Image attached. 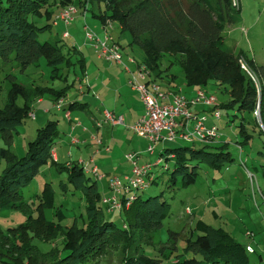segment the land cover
<instances>
[{
	"label": "rangeland",
	"instance_id": "rangeland-1",
	"mask_svg": "<svg viewBox=\"0 0 264 264\" xmlns=\"http://www.w3.org/2000/svg\"><path fill=\"white\" fill-rule=\"evenodd\" d=\"M184 1L188 4L192 0ZM237 1L238 4L236 5L241 7L240 17L234 21L226 22L222 31L225 39L223 46L235 53L242 51L248 56V59H253L259 66L264 67V0ZM73 2L77 7V11L74 13V19L69 23L57 18L54 21L49 20L56 16L62 8L56 2L50 4L41 15L32 16V19L39 25L45 24L38 32L40 40L59 37L57 42L61 45L62 51L65 54L69 51V60L65 58L57 65L58 71H62V75L57 76L54 74L44 55H40L35 60L23 64L15 57V51H9L5 55L0 54V109L8 102V89L12 85L16 84V90L13 93L14 102L18 106H23L26 99L25 95L33 96L36 86L60 88L65 85L71 86L70 84L73 82L66 94L62 96L63 101L59 102V104L72 98L88 100L91 103L89 106L84 108L75 107L70 110V113L73 120L78 118L80 121H84V124L80 125L81 127L86 126L85 120L87 119L93 124L92 113H98V109L102 108L104 103L101 97L99 99V96H101L100 90L91 84L93 82L98 86L100 81L103 80L101 76L97 77L98 68L90 63L94 54L93 50L97 55L98 52L93 41L88 39L86 35L85 25L87 24L102 37L109 33L113 40H119L124 45H126V39L121 35V24L119 21L115 20L112 25L105 28L101 18L94 15L91 8L85 12V7L79 3V0H73ZM101 6L105 9L104 2L101 3ZM64 31H67L68 34L63 35ZM74 46L84 50L88 56L86 75H82L77 58L81 53L76 51L73 48ZM137 49L140 51L138 46ZM123 51L133 53L128 46ZM139 51H136L135 55L141 59ZM170 58V54L165 53L162 62L163 76L157 80L163 87L171 85V87L178 88V90H181L179 88L182 86L190 87L186 84V76L180 64L174 63L169 67ZM242 58L246 62H248V59L244 55H240L238 62L241 68L252 77L257 87V103L261 101V105H264V70L258 68L257 74L251 72L243 66L245 63ZM107 61L105 62L108 63ZM89 71L91 72L90 80L87 78L88 74H90ZM95 78H98V80ZM214 82L212 80L202 87L215 93L219 103L227 102L231 98L230 92L223 91V84L219 83L216 86ZM80 84L84 86L87 95H90L91 98H85L79 92L80 89L78 87ZM192 86L194 88L199 87L198 85ZM38 97L42 98L43 101L39 102ZM38 97L35 96L31 100L30 110L34 112L35 118L29 117L28 114L26 116L22 115V120L16 123V129L12 130L10 139H7L0 132V146H8L16 155L21 156L27 150L28 141L35 137L37 127L44 124L48 118H57L54 144L60 151L59 162H78V158L87 161L91 156H94L97 158V164L101 162V164L106 166L101 171L106 170L108 175L118 174L123 177L125 171H129L128 169L132 166V163L126 157V154L137 149H134L131 140H127L128 137H131L126 134V131L122 139L119 135L118 126L114 129L111 121L104 124L110 129L107 132V135L111 138V144L109 143L110 145L108 146L110 151L106 150L107 143L104 144L92 140H89L91 142L90 148H85L87 147L85 143L71 144L69 142L71 135L78 137L79 141L85 140V137H80L78 134V128L80 127H77L75 131L71 129V123L65 116L66 109L57 107L58 99H53L47 93ZM98 104L100 106H97ZM221 111V117L209 116L207 123L217 125L220 138L206 148L217 151V145H222L224 150L230 151L233 159L225 160L220 166L206 159H191L190 164H197L198 173L195 181L185 185L183 184L182 172L176 175L175 181L172 179L175 159H166L163 156L160 163L154 165L152 169L156 182H150L144 189H136L138 193L144 196L161 193L162 198L170 202L169 214L163 219L162 226L154 232L155 243L145 245L147 253L162 258L161 264H175L176 260L191 256L203 259L201 253L187 252L185 249L187 237L190 233L194 237L198 234L196 230L197 219H204L214 227L222 226L244 244L250 243L255 249L254 252H248L250 262L264 264V172L262 166L264 154L261 151L264 150V134L260 133L258 125L254 126L253 124L257 116L254 113L239 111L235 106L228 107L224 105L221 107ZM257 119L262 127V120L259 117ZM241 122L247 125V132L252 134V136L248 135L249 141L239 142L248 134L244 133L241 135ZM93 126L95 125L93 124ZM104 126L100 127V129L102 130ZM124 140L125 142L122 143ZM113 141L115 143L121 141L123 145L113 144ZM94 145H96L95 148L100 147L103 152L97 155L95 149L93 150ZM180 145L201 148L205 145V142L184 139L161 140L155 143V151L141 153L139 161L154 163L160 157V152L163 148ZM66 150H69L70 153L68 154ZM5 166V160L0 159V172ZM88 175L96 178L93 172H88ZM61 180L68 183L65 189L59 184ZM45 182H50L54 190V207L45 208V215L48 219L60 222L61 229L49 237L40 236L30 231L28 237L41 255L47 258L46 263H50V259L53 256L67 252L68 246L65 234L70 226L85 228L89 222L86 195L81 188L75 186L69 180L68 170L65 167H59L49 158L39 164L32 180L21 187V199L25 203L24 206L0 209V227L2 229L17 227L26 221L30 213H35L36 194L41 190ZM98 185L102 197L112 190L105 180L98 179ZM131 192H135V189ZM99 203L108 218L114 219L119 225L123 226L125 220H127L125 210L115 209L110 212L102 200ZM57 206H60L64 212V217L61 219H57V215L54 213ZM106 251L96 258L90 259L88 264H124L120 248L113 245ZM198 264L212 263L205 260ZM215 264L223 263L217 262Z\"/></svg>",
	"mask_w": 264,
	"mask_h": 264
},
{
	"label": "trees",
	"instance_id": "trees-1",
	"mask_svg": "<svg viewBox=\"0 0 264 264\" xmlns=\"http://www.w3.org/2000/svg\"><path fill=\"white\" fill-rule=\"evenodd\" d=\"M54 2L61 7L74 3L73 0H0V54L15 51V57L23 64L44 55L54 74L61 76L62 71H58L57 65L65 58L69 60V51L66 54L62 51L57 42L59 37L40 40L38 32L45 24L39 25L32 19V16L41 15ZM102 2L105 3V9L101 6ZM79 3L85 10L91 8L92 13L101 18L102 23L108 18L119 21L126 45L116 41L122 48L130 47L134 55L139 51L137 46L139 47L141 59L138 60L147 65L153 80L163 76V57L165 53H169V67L174 63L180 64L187 85L206 86L212 80L216 86L221 83L224 86L223 91H229L231 98L227 102L219 103L220 107L235 106L239 111H249L256 115L257 87L238 62L240 55L247 59L248 56L242 51L235 53L223 46L225 39L222 31L226 22L240 17L241 7L233 0H192L188 4L184 0H79ZM55 19L56 16L49 20ZM73 48L81 53L77 58L84 75L85 57L80 49L75 46ZM248 63L255 74L258 68L264 70L253 59H248ZM15 86L16 84L8 89L9 100L0 109V132L7 139L11 138L16 123L22 120L21 116L28 114L31 100L35 96L47 93L53 99L59 100L71 87L36 86L34 95L26 94L23 106H18L14 102ZM167 87L178 90L171 85ZM87 104L89 102L72 98L63 102L61 108L70 111L75 107L84 108ZM257 117L253 124L258 125L260 133L264 134ZM260 119L264 124V105H261ZM56 122L57 118H48L44 124L38 126L35 137L28 141L27 150L21 156L16 155L8 146H0V159L6 162L0 172V209L24 206L21 187L32 180L37 166L49 158L59 167H65L69 180L86 195L89 222L85 228L71 225L65 234L67 252L53 256L50 263H46L47 258L41 255L28 237L30 231L49 237L61 229L60 222L48 219L45 215V208L54 207L52 184L45 182L36 194L35 213H30L26 221L17 227H0V264H88L90 259L107 252L113 245L120 248L124 264H161L162 258L147 253L145 245L155 243L154 232L162 226L163 219L169 214L170 202L163 199L161 193L144 196L137 192L131 205L122 209L127 213L123 226L108 218L99 203L102 200L107 206L99 190L98 179L101 178L88 175L92 171L87 172L80 162L66 164L53 159L50 150L55 143ZM247 130V125L241 122V135L248 133ZM248 135L252 136L248 133L239 142L248 140ZM214 143H205L201 148L190 145L163 148L160 157L175 159L173 181L181 172L183 184L195 181L197 164H190L191 159H206L218 166L225 160L233 159L230 151L224 150L222 145H217V151L206 148ZM261 151L264 154V150ZM262 166L264 172V163ZM152 181L156 182L155 176ZM59 184L63 189L68 186L64 180ZM54 213L57 219L64 217L60 206L56 207ZM196 230V237L192 233L187 237L185 249L187 252L201 253L203 259L191 256L178 259L175 264H198L205 260L212 264H257L250 262L247 244L238 240L226 228L214 227L204 219H197Z\"/></svg>",
	"mask_w": 264,
	"mask_h": 264
},
{
	"label": "built area",
	"instance_id": "built-area-1",
	"mask_svg": "<svg viewBox=\"0 0 264 264\" xmlns=\"http://www.w3.org/2000/svg\"><path fill=\"white\" fill-rule=\"evenodd\" d=\"M238 4L237 0H233ZM77 7L74 3H69L62 7L57 15V19L69 23L74 19V13ZM86 12V10H85ZM114 21L110 18L106 20L104 27L110 26ZM86 35L94 43L98 55L106 59L115 61L123 65L129 74L131 86L138 91L141 100L144 103V112L131 124V128L138 135L146 137L149 140L147 151H155V143L158 141L184 139L188 141H202L205 143L216 142L220 138V132L216 124H208L210 115L221 117L222 111L219 106L218 98L215 93L205 87L199 86L193 95H186L181 90H175L170 87H163L159 81L153 80L147 65L139 61L133 54L125 55L123 48L113 40L109 33L104 37L92 30L87 24L85 25ZM68 32L64 31L63 35ZM244 61V67L251 72L248 62ZM63 99L60 98L57 107L61 108ZM197 105H204L205 108L196 109ZM104 120H98L97 125L101 126L105 121L112 123L122 122L124 117L108 108L103 109ZM256 115L260 118L261 101L255 108ZM28 116L34 118L33 111L28 112ZM67 120L74 122L71 128L81 125L80 120H73L69 110H65ZM71 142H77L78 137L70 136ZM100 142L101 139H100ZM174 154V153H173ZM172 154V155H173ZM140 151H130L126 157L132 163L131 173L121 177L118 174L110 175L109 184L113 192L103 197L109 211L122 210L129 207L137 197L136 189H143L154 179L152 172L153 166L159 164L162 157H159L154 163L146 161L140 162ZM93 157L89 160H81L80 163L85 166L87 171H92L98 178L106 176L98 172V166H90ZM91 167V168H90ZM135 189V192H131ZM124 196V197H123ZM249 252L254 251L252 245L246 246Z\"/></svg>",
	"mask_w": 264,
	"mask_h": 264
},
{
	"label": "crops",
	"instance_id": "crops-1",
	"mask_svg": "<svg viewBox=\"0 0 264 264\" xmlns=\"http://www.w3.org/2000/svg\"><path fill=\"white\" fill-rule=\"evenodd\" d=\"M80 51L82 52V55H85L84 57H85V62H86V72L84 75H86L87 69H88V65H87L88 64V56L86 55L84 50L80 49ZM93 53L94 54H93V57H91L90 63L92 65H95L98 68L97 77L101 76L103 81H100V84L98 85L99 87L97 86V84H94L93 82L91 85L94 86L96 89L100 90L101 96H99V99L101 97V99L104 103V106L102 108L98 109V113H94V112L92 113L91 119L93 120V124L95 126H93L91 121H89L87 119V120H85L86 126L81 127L80 125H76L75 128H71L75 131V130H77L76 129L77 127H80V128H78V131H79L78 134L80 137H85V140L79 141V139H78L77 142H71L69 139V142H71V144L85 143V144H87L86 145L87 147H85V148H90L91 142H89V140L100 142V139H101L102 142H100V143H104V144L107 143L108 145L106 146V148H107L106 150L110 151V147H108V146L111 144V140H110L111 138H110V136L107 135V132L110 129L106 125L104 126V124L110 123V122L105 121V122H103V124L101 126L97 125V121L102 120L104 118L103 109H105L107 107V108L115 111L117 114H120V115L122 114L124 117L122 122H119V123H112L111 122V125L114 126V129L117 128L116 126H118L120 138H122V139L124 138V132L126 131V134L131 137V138L128 137L127 140H131L133 142L132 146L134 147V149H137L136 151H140L142 154L144 152H148L147 146H148L149 140L146 137L137 135V133L134 132V130L131 128V124L144 112L145 108H144V103L138 94V91L135 90L129 82V74L124 69V67L122 69L123 65L121 66L120 63H117L115 61L101 57V56L95 54L94 50H93ZM124 53L126 56L128 54H133L130 52H124ZM105 61H107L108 63H106ZM89 73L90 74H88L87 78L90 80L91 72L89 71ZM95 79L98 80V78H95ZM79 87H78V89H80L79 92L82 95H84L85 98H88V97L91 98L90 95H87V93L84 89V86H82V84H80ZM197 88H194L193 86H190L187 88L182 86L179 89H181V91L183 93H185L186 95L190 96V95H193L195 93V90ZM185 91H188V92H185ZM38 101L42 102L43 99L42 98L40 99L38 97ZM86 101L88 102V100H86ZM90 104L91 103L89 102V104H87V106H89ZM97 106H100V104H98ZM205 107L206 106H204V105H197L195 108L196 109H202ZM34 118H35V116H34ZM68 121H70V120H68ZM80 122H81V125L84 124V121H80ZM70 123H71V121H70ZM71 125H72V123H71ZM102 126H104V128L101 130L100 127H102ZM99 133H100V135H99ZM82 135H84V136H82ZM124 142H125V140L122 143H124ZM122 143H121V141H117V143L114 142L113 144L120 145ZM95 147H96V145L93 146V150L95 149V152H97V155L103 152L102 150H100L101 149L100 147H97V148H95ZM50 151H51L53 159L56 161H59L60 151L58 150V147L56 148V146L54 144V146L51 148ZM66 151L68 154L70 153L69 150H66ZM107 156H109V155H107ZM92 157H93V161L91 162L92 165L97 164V158L94 156H91L90 158H92ZM77 160H78V162H80L81 160H84V159L78 158ZM70 163L71 162H69V161L66 162V164H70ZM97 166H98V171L100 173H104L106 175L105 177H103L101 179L107 181V184L109 186L110 175L107 174L108 172L106 170L101 171V169L106 168V166L104 164H101V162L99 164H97ZM131 168H132V166L129 167V169H128L129 171H127V172L125 171V173L123 174V177L126 174L131 173V170H132ZM109 188H110V186H109ZM111 192H112V190L106 195H110ZM247 245H250V243ZM254 251H255V249H254ZM254 251H252V252H254Z\"/></svg>",
	"mask_w": 264,
	"mask_h": 264
},
{
	"label": "water",
	"instance_id": "water-1",
	"mask_svg": "<svg viewBox=\"0 0 264 264\" xmlns=\"http://www.w3.org/2000/svg\"><path fill=\"white\" fill-rule=\"evenodd\" d=\"M262 127L264 128V124L262 123Z\"/></svg>",
	"mask_w": 264,
	"mask_h": 264
}]
</instances>
